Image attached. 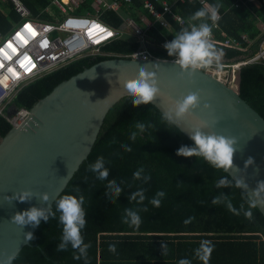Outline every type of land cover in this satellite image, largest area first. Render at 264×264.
<instances>
[{
    "label": "trees",
    "instance_id": "1",
    "mask_svg": "<svg viewBox=\"0 0 264 264\" xmlns=\"http://www.w3.org/2000/svg\"><path fill=\"white\" fill-rule=\"evenodd\" d=\"M53 0H25L24 4L34 18L51 21L47 14L40 12L48 8ZM85 8L91 0H85ZM147 0H132L124 13L134 22L144 26ZM156 8L160 3L150 0ZM173 4L172 0H167ZM209 6L222 5L218 26L226 37L248 36L243 44L247 51L217 48L224 52L226 60L239 61L254 56L264 35L259 27L264 24V0H204ZM175 11L185 20V26L168 16L170 26L165 29L159 24L148 35L156 44L164 38L173 39L181 30L191 31L192 26L212 23L207 18L193 20V14L204 6L196 0L177 3ZM84 13V10H80ZM9 17L15 19L10 13ZM0 15V29L5 27L7 18ZM102 21L112 29H119L123 16L106 14ZM125 35V34H124ZM218 38H222L218 32ZM139 48L134 40L122 36L104 48L105 56L85 57L71 62L48 75L30 80L23 85L0 114V141L10 132L12 124L7 114L15 110H30L39 100L47 96L63 81L95 64L116 57H125ZM159 58L169 55L159 48H153ZM112 54V55H108ZM240 92L242 98L264 119V65L249 64L242 67ZM151 103L134 107L132 97H124L108 111L101 132L87 160L83 162L59 198L71 194L84 196L82 207L87 221L81 234L85 244L90 246L85 253L73 249L69 242L65 250H57L62 242L63 225L59 222L57 201L51 211L55 218L44 220L34 233V239L25 247L13 264H179L187 259L191 264H203L195 255L202 240L214 245L208 264H264V216L260 209L251 207L252 202L243 190L222 169L212 167L202 157H183L176 154L183 146L193 144ZM144 123L143 132L135 127ZM151 125V127H148ZM136 132L135 140L130 139ZM124 145L131 150L126 151ZM98 157L105 160L109 170L107 179H98V173L90 170ZM143 168L140 179L133 173ZM150 180L145 182L144 177ZM115 180L122 188L119 196L109 190L107 184ZM225 180L226 186L217 187ZM77 188L79 192H77ZM144 190L145 200L139 203L129 197L138 190ZM164 192L159 207L149 201L157 192ZM219 197L218 203L213 200ZM231 206V209L229 208ZM147 208V211L142 209ZM125 209L139 213L141 224L138 228L124 223ZM251 212V217L245 213ZM166 245V250L162 249ZM115 245V252L109 250Z\"/></svg>",
    "mask_w": 264,
    "mask_h": 264
},
{
    "label": "water",
    "instance_id": "2",
    "mask_svg": "<svg viewBox=\"0 0 264 264\" xmlns=\"http://www.w3.org/2000/svg\"><path fill=\"white\" fill-rule=\"evenodd\" d=\"M141 66L156 73L161 95L151 104L162 116L175 101L190 92L199 93V106L191 116L178 119L171 113L173 126L192 144L189 133L201 124L206 125L205 133L237 139L233 167L222 170L235 183L243 182L239 187L264 216V192H255L258 182L264 181V119L241 92L202 69H181L175 61L116 57L60 83L29 110L28 119L0 141V264H13L30 245L26 234L34 235L39 227H21L12 217L33 206L46 214L52 209L90 155L109 109L131 97L124 82L135 79ZM249 157L253 163L246 166ZM25 191L31 193L30 199L18 201Z\"/></svg>",
    "mask_w": 264,
    "mask_h": 264
},
{
    "label": "built area",
    "instance_id": "3",
    "mask_svg": "<svg viewBox=\"0 0 264 264\" xmlns=\"http://www.w3.org/2000/svg\"><path fill=\"white\" fill-rule=\"evenodd\" d=\"M155 1L160 3L161 9L147 0L144 4L150 16L143 18L145 27H142L131 17H124L132 0H91L86 9L85 0H53L39 15L47 14L52 18L51 21L32 17L24 4L25 0H0V15L7 18L11 28L6 36L0 35V114L5 115L7 104L11 103L18 90L30 80L47 75L83 57L105 56L107 54L104 48L128 32L134 37V42L139 44V48L123 58L176 61L175 55L159 58L152 51L153 48H159L168 54L163 45L172 39L166 37L160 44H156L148 33L155 24L168 29L170 26L168 16L178 21L181 26H185V20L175 11V5L185 3L187 0H172L173 4L167 0ZM196 1L205 9L208 8L204 0ZM239 1L242 0H236V5ZM80 10H84V13H80ZM10 13L15 19L9 17ZM108 13L117 17L123 16V23L119 29H112L102 21ZM259 29L264 35V24L261 23ZM218 32L222 38H218ZM248 40L246 35L238 38L226 37L218 22L212 29V41L217 48L245 52L247 48H243L242 43ZM257 63L264 65V41L258 52L250 58L239 61L223 58L221 67L213 64L201 69L225 86L240 91L242 67ZM28 116L29 110L20 109L15 114H7V119L12 127H19Z\"/></svg>",
    "mask_w": 264,
    "mask_h": 264
},
{
    "label": "clouds",
    "instance_id": "4",
    "mask_svg": "<svg viewBox=\"0 0 264 264\" xmlns=\"http://www.w3.org/2000/svg\"><path fill=\"white\" fill-rule=\"evenodd\" d=\"M221 7V4L216 3L209 5L207 9L201 8L197 10L191 19L202 20L207 18L212 23L209 24L205 22L201 23L198 27L192 26L191 31L181 30L170 42H166L163 45L169 56H177L175 62L181 67V69L187 70L191 68L196 70L207 68L213 64L217 67L222 66V59L225 58L224 52L217 49L212 41V29L220 19L219 9ZM124 87L126 88L128 94L132 97V104L134 107L152 103L161 95L156 73L149 72L144 66L140 67L138 75L135 79L131 78L124 82ZM199 103V93L190 92L187 96L183 97V99L175 101L172 104V107L165 113L163 119L171 124V113L173 111L178 119H185L192 115V110L196 109L199 106ZM206 107L208 106L206 105ZM135 127L143 132L146 125L144 123L137 122ZM148 127H151V125H148ZM203 127H206V125L201 124L191 131L189 133V138L194 142V144L192 146H181L177 150L176 154L186 158L202 157L214 168L224 169L225 171L231 169L233 167L237 139L232 136L205 133L202 131ZM135 138L136 132H132L130 139L135 140ZM124 147L126 151L131 150L127 145H124ZM251 163H253V159L249 157L246 161V166ZM104 164V158L98 157L97 160L90 165V170L98 173V179L101 180L107 179L109 175V170L104 167ZM143 171V168L138 169L133 173V178L140 179ZM150 179L151 177L149 175L144 177L145 182ZM242 183V181L236 182L237 186H240ZM221 186H226L225 180L218 182L217 187ZM244 186L246 187V185ZM107 187L109 190L113 191L115 196H119L122 192V188L116 186L115 180L109 181ZM76 191L79 192V189L77 188ZM255 192H264V181L258 182V187ZM164 195L165 193L162 191L157 192L156 197L151 199L149 203H151L154 207H159L161 203L159 198L164 197ZM30 197L31 193L25 191L19 195L18 201L26 202L30 199ZM137 197H139V203H142L145 200L146 197L143 189L134 192L129 199L136 200ZM42 198L47 201L48 195L44 194ZM84 202L85 199L83 195H80L78 198L77 196L71 194H65L57 201V211L60 213L59 222L63 225L61 238L62 242L57 246L58 251L65 250L69 242L71 243L73 249H78L82 254L85 253L87 248L90 246L89 244L84 243V239L81 234V230L85 228L87 223L85 219V210L82 207ZM218 202L219 197H216L213 200V203L215 204ZM250 206L255 207L256 205L255 203H251ZM229 208L231 209V206H229ZM142 210L147 211V208L145 207ZM245 215L250 218L252 213L249 211L245 213ZM50 217L55 218V213L52 212L51 209L47 210L46 214V210L33 206L29 209L17 212L12 217L11 221L21 227L29 224L32 225V227H38L41 219L48 222ZM123 222L129 224L130 227L138 228L142 221L139 213L132 211L131 209H125ZM26 239L31 241L34 239V235L29 232L26 234ZM162 249L166 250V245L162 244ZM213 249L214 245L210 240H202L199 248L195 250V255L203 262V264H208ZM109 250L115 252V245H110ZM179 264H191V262L187 259H181Z\"/></svg>",
    "mask_w": 264,
    "mask_h": 264
},
{
    "label": "crops",
    "instance_id": "5",
    "mask_svg": "<svg viewBox=\"0 0 264 264\" xmlns=\"http://www.w3.org/2000/svg\"><path fill=\"white\" fill-rule=\"evenodd\" d=\"M144 18H145V17H144ZM5 19H6V18H5ZM10 29H11V28H10V26H9V22H8V20H7V23L5 24V27H3V28L0 29V35H1L2 37L6 36V35L8 34V32L10 31ZM124 36H125V37H128V38L131 39V40H134V37L131 36L130 32L126 33Z\"/></svg>",
    "mask_w": 264,
    "mask_h": 264
},
{
    "label": "rangeland",
    "instance_id": "6",
    "mask_svg": "<svg viewBox=\"0 0 264 264\" xmlns=\"http://www.w3.org/2000/svg\"><path fill=\"white\" fill-rule=\"evenodd\" d=\"M19 90H20V89H19ZM10 97H11V96H10ZM10 97H9V98H10ZM9 98H8V99H9ZM8 99H7V101H8ZM8 105H9V104H7V106H8ZM7 106H6V107H7ZM14 110H15V108H13V107H9V111H14ZM12 113H13V112H12Z\"/></svg>",
    "mask_w": 264,
    "mask_h": 264
},
{
    "label": "snow or ice",
    "instance_id": "7",
    "mask_svg": "<svg viewBox=\"0 0 264 264\" xmlns=\"http://www.w3.org/2000/svg\"><path fill=\"white\" fill-rule=\"evenodd\" d=\"M29 31H31V28L29 27ZM11 47V45H9Z\"/></svg>",
    "mask_w": 264,
    "mask_h": 264
},
{
    "label": "bare ground",
    "instance_id": "8",
    "mask_svg": "<svg viewBox=\"0 0 264 264\" xmlns=\"http://www.w3.org/2000/svg\"><path fill=\"white\" fill-rule=\"evenodd\" d=\"M2 61H4V60H2ZM0 63H1V61H0ZM0 68H1V65H0Z\"/></svg>",
    "mask_w": 264,
    "mask_h": 264
}]
</instances>
